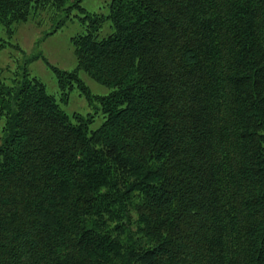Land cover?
Instances as JSON below:
<instances>
[{
  "label": "trees",
  "instance_id": "trees-1",
  "mask_svg": "<svg viewBox=\"0 0 264 264\" xmlns=\"http://www.w3.org/2000/svg\"><path fill=\"white\" fill-rule=\"evenodd\" d=\"M68 2L0 0V32ZM107 7L52 67L97 128L27 71L0 77V264H264V0Z\"/></svg>",
  "mask_w": 264,
  "mask_h": 264
},
{
  "label": "rangeland",
  "instance_id": "rangeland-1",
  "mask_svg": "<svg viewBox=\"0 0 264 264\" xmlns=\"http://www.w3.org/2000/svg\"><path fill=\"white\" fill-rule=\"evenodd\" d=\"M110 0H80L77 6L68 7L69 2L61 8L49 7L31 14L27 21L14 24V33L7 35L1 30L5 46L0 49V77L11 84L21 77L24 71L40 79L47 92L53 94L60 106L67 113H92L90 129L97 128L104 117L98 102L89 103L77 85L69 90L67 98L61 99L56 73L52 68L70 71L77 61L71 38L85 32L89 19L87 15L106 14ZM109 20L101 25L98 37L111 32ZM79 77L93 94H106L110 88L91 78L85 71L78 72ZM2 119H0V125ZM0 126V138H1Z\"/></svg>",
  "mask_w": 264,
  "mask_h": 264
}]
</instances>
